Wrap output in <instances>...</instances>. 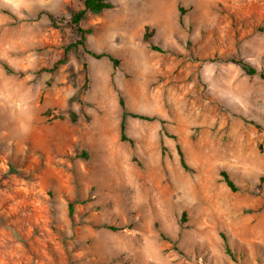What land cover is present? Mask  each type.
Instances as JSON below:
<instances>
[{"label":"rangeland","instance_id":"374dc122","mask_svg":"<svg viewBox=\"0 0 264 264\" xmlns=\"http://www.w3.org/2000/svg\"><path fill=\"white\" fill-rule=\"evenodd\" d=\"M107 1L0 0V264H264V0Z\"/></svg>","mask_w":264,"mask_h":264},{"label":"trees","instance_id":"16d2710c","mask_svg":"<svg viewBox=\"0 0 264 264\" xmlns=\"http://www.w3.org/2000/svg\"><path fill=\"white\" fill-rule=\"evenodd\" d=\"M82 3V8L74 11L70 14L68 19H62V18H54L51 15H48L49 19L52 22H56L55 20H57V22L62 21L64 22V24L66 26H68L70 29H72L75 33V35L77 36V40L69 45L64 52L63 58L61 60H59L58 62H56L52 69L49 70L48 72H54L56 71L60 66H63L66 62H67V56L69 54V52L74 49L77 50L79 47H84L85 46V41H86V36L91 34V31L85 30L82 28L81 24L83 22V20L85 19L87 14H92L95 16H100L103 12L105 11H109L111 9L114 8V5L111 4L109 1L107 0H79ZM183 9L179 8V19L178 22L179 24H183V20H182V16H183ZM151 38V33H144L143 34V40L148 42L149 39ZM150 49L152 51H156L159 53H165L166 50L162 49L160 47H157L155 45H150ZM90 56H92L93 58L99 59V58H107L114 67H116L119 63L118 60L114 59L112 56L108 55V54H96V53H91V52H87ZM233 63H235L236 65H238L240 67V69L247 74L248 76H255V75H259L260 77L264 78V72L260 73L257 71V69L255 67H253L251 64L247 63V62H242V61H233ZM85 67V65H84ZM6 69V67H4ZM119 105L121 107L122 110V115H121V122H120V139L121 141H126V137H125V122H126V118L128 116L132 117V118H137V119H141V120H146V121H152L154 120V118H150V117H145V116H141V115H137V114H128L125 110L124 107V102L120 99L119 100ZM45 114V113H44ZM60 118V117H59ZM176 149L179 155V159H180V164L181 167L184 170H189L184 158H183V154L180 150L179 145H176ZM221 177L223 179V182L225 183V185L227 186V188H229L232 192H236L238 191V187L234 184V182L230 179V177L228 176V174H226L225 172H221ZM72 214H73V205L69 204L68 205V216L69 218H72Z\"/></svg>","mask_w":264,"mask_h":264},{"label":"clouds","instance_id":"9594fccd","mask_svg":"<svg viewBox=\"0 0 264 264\" xmlns=\"http://www.w3.org/2000/svg\"><path fill=\"white\" fill-rule=\"evenodd\" d=\"M9 3H14V0H8Z\"/></svg>","mask_w":264,"mask_h":264},{"label":"crops","instance_id":"0c3cea01","mask_svg":"<svg viewBox=\"0 0 264 264\" xmlns=\"http://www.w3.org/2000/svg\"><path fill=\"white\" fill-rule=\"evenodd\" d=\"M82 7H83V6H82ZM82 7H81V8H82ZM81 8H80V9H81Z\"/></svg>","mask_w":264,"mask_h":264}]
</instances>
